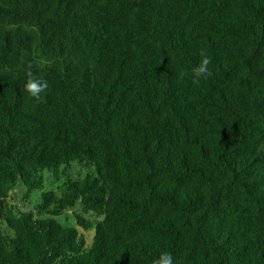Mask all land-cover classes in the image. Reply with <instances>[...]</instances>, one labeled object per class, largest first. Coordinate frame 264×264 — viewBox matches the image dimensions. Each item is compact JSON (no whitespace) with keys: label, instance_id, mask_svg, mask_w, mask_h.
Segmentation results:
<instances>
[{"label":"trees","instance_id":"1","mask_svg":"<svg viewBox=\"0 0 264 264\" xmlns=\"http://www.w3.org/2000/svg\"><path fill=\"white\" fill-rule=\"evenodd\" d=\"M72 162L45 219L7 206ZM0 222V264H264V0H0Z\"/></svg>","mask_w":264,"mask_h":264},{"label":"rangeland","instance_id":"2","mask_svg":"<svg viewBox=\"0 0 264 264\" xmlns=\"http://www.w3.org/2000/svg\"><path fill=\"white\" fill-rule=\"evenodd\" d=\"M88 172H90L88 168L77 162H72L68 168H61V171L56 177L50 171L43 170L41 172L42 188L27 190L22 183L17 182L6 201L7 206L11 207L16 213L32 212L36 219H45L47 215L43 213L39 214L37 211L41 195L49 192L60 196L64 192L63 185L68 179H82ZM76 214H82L81 207L78 203L73 208L62 212L54 218L61 226L75 228L84 241V249L87 250L92 242L95 228L93 225L90 228L83 229L76 222ZM84 216L87 217L88 215L84 214ZM0 231L3 235L13 236L12 230L7 228L4 222H0Z\"/></svg>","mask_w":264,"mask_h":264},{"label":"clouds","instance_id":"3","mask_svg":"<svg viewBox=\"0 0 264 264\" xmlns=\"http://www.w3.org/2000/svg\"><path fill=\"white\" fill-rule=\"evenodd\" d=\"M211 58L204 52L201 53V60L197 66L192 69V83L199 86L201 79L207 80L212 75L210 69ZM37 65L46 63L42 58L36 60ZM181 75H184L181 73ZM49 88V83L46 79H42L33 74L32 71L27 72V79L24 83L23 90L38 103L46 102L43 93H46ZM153 264H175L174 257L170 252H162L157 258L153 260Z\"/></svg>","mask_w":264,"mask_h":264}]
</instances>
